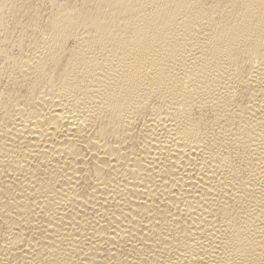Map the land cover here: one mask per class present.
<instances>
[{"label":"bare ground","instance_id":"6f19581e","mask_svg":"<svg viewBox=\"0 0 264 264\" xmlns=\"http://www.w3.org/2000/svg\"><path fill=\"white\" fill-rule=\"evenodd\" d=\"M0 264H264V0H0Z\"/></svg>","mask_w":264,"mask_h":264}]
</instances>
